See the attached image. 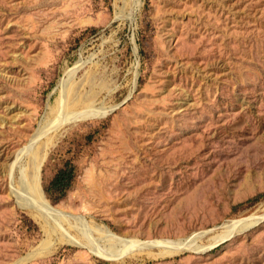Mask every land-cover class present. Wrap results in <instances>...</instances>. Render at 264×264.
Here are the masks:
<instances>
[{"label": "rangeland", "instance_id": "374dc122", "mask_svg": "<svg viewBox=\"0 0 264 264\" xmlns=\"http://www.w3.org/2000/svg\"><path fill=\"white\" fill-rule=\"evenodd\" d=\"M80 58L70 82L86 102L69 110L85 116L60 125L53 89ZM100 107L115 110L86 114ZM42 125L53 130L35 148L54 140L41 185L84 217L66 223L77 245L54 246L14 195L33 169L26 159L11 177L7 165ZM62 170L73 178L60 197L51 187ZM249 217L259 226L216 246L220 231L204 236L202 252L94 254L116 245L103 228L186 241ZM26 257L264 264V0H0V264Z\"/></svg>", "mask_w": 264, "mask_h": 264}, {"label": "bare ground", "instance_id": "6f19581e", "mask_svg": "<svg viewBox=\"0 0 264 264\" xmlns=\"http://www.w3.org/2000/svg\"><path fill=\"white\" fill-rule=\"evenodd\" d=\"M82 64L83 59L80 58L73 67L65 70L64 75L60 78L57 85L53 89V92H57L59 94L60 106L65 109V111H63L61 114L62 118H60V125L61 123H67L68 121L77 120L85 116L84 113L69 110V108L71 109V106H77L86 102L84 96H77V88L75 84L70 82L73 73L77 71V69ZM112 110L113 109L100 107V109L88 111L86 114L89 116L92 115L94 117H103L111 114ZM47 128L48 127L46 125H42V127L33 136H31L28 144L22 147L16 154H14L7 165L11 177H13L16 169L19 167L22 168L23 162L26 159L30 161L33 169L30 177H25L21 182V188L14 190V195L16 196L19 205L23 209L30 212L42 223L43 229L50 237H52V235L56 236L55 239L51 241L54 246L57 243H69L77 245L78 243L76 239L68 233V230L66 229V223L71 224V220H73L78 225H82L85 223L84 217L68 214L60 208L55 207L46 197L41 185L42 169L54 139L46 140L47 142L43 145V147H41V149L35 148V144L38 140L47 135L50 130H53V128ZM259 224L260 219L256 217L234 220L224 224L222 227H218L212 231L203 232L200 236L186 241H142L136 238H120L107 228H103L102 232H104V234L111 241H114L116 245L112 246L111 244L112 247L106 248L97 246L94 249V254L105 260L113 261L127 256L128 253L134 254L138 252H151L157 248L163 249V254H175L183 250H196L202 252L205 247L201 245L200 239L204 236L210 235L216 231H220L219 234L213 238V246H216L217 244L232 238L235 233L250 231L258 227ZM35 255L36 250H33L28 254V257H33ZM28 257L20 259L16 264L26 261Z\"/></svg>", "mask_w": 264, "mask_h": 264}, {"label": "trees", "instance_id": "16d2710c", "mask_svg": "<svg viewBox=\"0 0 264 264\" xmlns=\"http://www.w3.org/2000/svg\"><path fill=\"white\" fill-rule=\"evenodd\" d=\"M73 174L71 171L62 170L52 182L51 190L60 191V197L65 195V191L71 186Z\"/></svg>", "mask_w": 264, "mask_h": 264}, {"label": "water", "instance_id": "95a60500", "mask_svg": "<svg viewBox=\"0 0 264 264\" xmlns=\"http://www.w3.org/2000/svg\"><path fill=\"white\" fill-rule=\"evenodd\" d=\"M115 110V109H114ZM114 110H112V112L114 111ZM44 191V190H43ZM44 193H45V191H44ZM46 195V194H45Z\"/></svg>", "mask_w": 264, "mask_h": 264}]
</instances>
